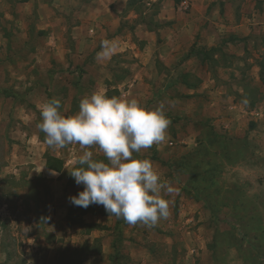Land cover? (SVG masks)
<instances>
[{
  "label": "rangeland",
  "instance_id": "obj_1",
  "mask_svg": "<svg viewBox=\"0 0 264 264\" xmlns=\"http://www.w3.org/2000/svg\"><path fill=\"white\" fill-rule=\"evenodd\" d=\"M76 1L70 0L72 10H66H71L68 14L70 23L79 21L76 17H85L83 5L80 0ZM108 1L115 5V11L122 9L127 2ZM133 1L140 2L138 8H132L137 9L140 15L134 17L135 13L128 9L120 16L117 25L120 28L118 39L130 44L136 21H146L156 27L153 13L156 15L159 6L177 7L182 0ZM146 3H151V10ZM261 4L259 2L258 6ZM105 15L107 24L110 19H117L112 18V14L110 17ZM1 19L0 13V33L6 29ZM34 29L32 27V31ZM5 33L15 36L12 30ZM107 33L99 41L112 36V32ZM65 36L69 39L68 33ZM69 42L67 40L71 46ZM31 46L29 42H20L17 38L9 40V51L15 57L11 53L8 56L14 68L18 67V63L30 61V57L25 56H29ZM100 46L101 42H98L86 58L61 69L46 89L38 91H32V88L23 90L19 85V75L7 77L4 88L2 75L5 61L4 53L0 52V87H3L0 89V261H6L4 264H264V98L260 105L253 106L262 113L258 120L253 119L256 116H240L235 120L234 128L228 130L225 120L230 115L226 108H222L221 115L216 118L211 113L207 114L208 109L203 111L202 106H195V102L185 96L184 90L175 87L168 91L160 90L159 84L164 77L158 63L156 72L151 76V89L141 86L129 89L124 80L128 71L131 73V49L127 48L122 54H104L98 58L96 50ZM4 47L0 40V51ZM248 49L261 56V80L264 85V32L252 36ZM18 54L21 57H17ZM38 56L40 69L53 59L50 52L42 51ZM74 64L80 71L82 67H88L89 72L85 75L68 73ZM92 66L104 68L105 72L97 73ZM113 76L123 84L119 91L108 89L111 90L108 97L119 94L121 100L135 99L141 107L149 110L162 106L171 121L163 143L134 153L136 158L150 160L155 172L161 173L164 179L160 180L161 183L167 186L161 196L166 201L169 199L171 216L160 219L154 227L139 223L130 225L123 219L112 217L108 219L104 216L102 205L93 204L86 209L74 206L69 197L83 191V186L77 185L70 176L71 171L79 167L78 158L84 151H91L97 161L107 162L106 157L95 145L81 148L79 144H69L64 148H49L44 142L45 134L37 127L41 120L40 105L46 98H58L60 111L65 116L74 115L79 102L86 96L93 92L106 94L108 90L103 83L111 84L109 79ZM37 77L48 82L44 74ZM249 78L253 85L256 75ZM263 89L259 85L258 92L254 91L255 97L264 95ZM161 92L169 95V99H151V93L159 97ZM28 94L31 97L28 98ZM246 109L252 110V106ZM24 116L29 137L21 142L18 138L19 121ZM199 119H203L202 122ZM244 131L247 134L245 138L241 136ZM248 131H259L262 136L257 142L255 138L258 136L250 139ZM47 157L60 159L65 164L59 174L43 170ZM168 187L173 189L171 193L167 191ZM180 194L192 196L201 207L195 221L201 226L197 236L202 244L195 263L183 261L187 249L181 245L182 233L178 230L181 223L177 216ZM62 211H66L67 216H59ZM103 228L105 233L101 231ZM183 237L188 243L196 242L191 236ZM104 240H108L109 245L113 243L115 248L110 252L111 261H100L98 258L102 246L106 244ZM122 250L132 251L135 255L133 261L127 254H122ZM148 254L153 256L150 261L145 258Z\"/></svg>",
  "mask_w": 264,
  "mask_h": 264
},
{
  "label": "crops",
  "instance_id": "obj_2",
  "mask_svg": "<svg viewBox=\"0 0 264 264\" xmlns=\"http://www.w3.org/2000/svg\"><path fill=\"white\" fill-rule=\"evenodd\" d=\"M75 2L77 3L76 0ZM259 2H262L261 6H258ZM139 3L127 0L122 9L115 11V5L108 0H80L84 12L86 11L84 13L81 10V13H84L85 17L82 19L76 17L79 21L70 23L68 18L69 11L72 10L70 0H0L1 24L6 28L0 33L1 43L5 46L4 50L0 51L4 53L5 61L2 75L4 88L8 81L7 77L19 75V85L23 90L46 89L45 87L50 85L51 79L61 69L69 67L76 60L78 62L86 58L93 46L101 42L100 48L96 50L98 58L104 54H122L127 48L131 49L133 56L131 73L129 74L128 71L124 80V83H128L129 89L139 86L146 90L151 89L153 84V81H150L151 76L156 72V63H158L161 66V76L164 77L159 84L160 90L168 91L174 87L182 89L185 96L195 102V106H202L203 111L208 109L207 114L211 113L216 118L221 115L222 108H226L229 111L227 114L230 115L225 120L228 130L234 128L235 120L240 116L243 118H247L248 115L256 116L253 117L254 120L262 116L259 110L253 109V106L260 105L264 98L263 94L255 97L254 93V91L258 92L259 85L264 87L261 80L262 59L257 53H252V49L249 51L248 43L252 36L264 32V0H192L187 12L181 11L179 6L169 7L167 4H162L156 15L153 13L156 27L146 21H136L132 44L129 41L123 42L118 39L120 16L122 17L129 9L135 13L134 17H138L140 15L137 13L138 10L132 8H138ZM146 6L151 10V3H146ZM68 8L71 10L66 11ZM105 13L108 17L112 14V18L117 19H110V23L107 24ZM32 27H35L33 31ZM5 30L8 33L12 30L15 36L5 33ZM107 32H112V36L110 38L106 36L99 41ZM66 33L69 34V39H66ZM12 38L13 40L17 38L20 42H29L30 46L32 43L29 56H25L30 57V61L18 63L17 68H14L8 56V53H11V56L15 57L8 47ZM67 40L70 41L71 46L68 45ZM42 51L50 52V58L53 55V59L51 63L47 62L40 69L38 55ZM17 57L21 55L18 54ZM92 69H96L97 73L105 72L104 68L98 66H92ZM88 70V67H82L80 71L77 64H74L68 73L85 75ZM40 74H44L48 82L40 81L37 77ZM253 74L256 75V82L252 85L249 76ZM109 81L111 84L106 81L103 83L105 90L119 91L122 88L123 81L115 76ZM27 96L31 97L29 94ZM150 96L151 99L156 98V100L170 97L164 92H161L159 97H154L152 93ZM244 99L248 101L247 105L242 103ZM32 103L34 104L35 101L33 100ZM33 104L31 106L36 107ZM25 105L24 103L23 106ZM249 106H252V110L248 111L246 107ZM199 120L202 122L203 119ZM26 124L24 116L19 121L21 128L18 138L21 142L29 137L28 130L25 129ZM248 133L250 139L257 135L258 137L255 138L257 142L262 136L259 131H248ZM241 134L244 138L247 135L246 131ZM255 150L257 152V149ZM46 160L47 158L43 170L47 173L59 174L46 166ZM64 166L65 164L62 169ZM156 173L163 181L161 173ZM179 196L177 216L180 217L181 223L178 225V230L182 233L181 245L187 249L183 261L195 263L202 244V240L197 236L201 226L195 221V217L201 212V207L192 196L185 194ZM63 215L67 216V212L62 211L59 216ZM104 216L108 219L111 217L116 219L106 211ZM101 231L105 233L104 228ZM183 235L186 238L191 236L196 242L188 243ZM104 241L106 244L102 246L98 258L100 261H111L110 252L115 248L113 243L109 245L108 240ZM124 253L130 261H133L135 255L132 251L122 250V254ZM145 258L150 261L153 256L148 254ZM5 262L0 261V264Z\"/></svg>",
  "mask_w": 264,
  "mask_h": 264
},
{
  "label": "clouds",
  "instance_id": "obj_3",
  "mask_svg": "<svg viewBox=\"0 0 264 264\" xmlns=\"http://www.w3.org/2000/svg\"><path fill=\"white\" fill-rule=\"evenodd\" d=\"M243 104L248 101L244 99ZM58 98L45 99L40 105L38 129L45 134L49 148L79 144L81 148L98 146L107 162L93 159L84 151L70 176L83 186L76 196L69 197L74 206L88 208L102 205L108 215L130 225L154 227L169 216V202L161 192V183L153 163L134 157L142 149L161 144L167 139L171 124L161 108L149 110L135 99L121 100L93 92L79 102L74 115L60 111ZM171 193L173 189L167 188Z\"/></svg>",
  "mask_w": 264,
  "mask_h": 264
},
{
  "label": "trees",
  "instance_id": "obj_4",
  "mask_svg": "<svg viewBox=\"0 0 264 264\" xmlns=\"http://www.w3.org/2000/svg\"><path fill=\"white\" fill-rule=\"evenodd\" d=\"M114 90V89H113ZM116 91V90H115ZM114 91V92H115ZM109 92H111V90H108L106 91V95L109 94ZM118 95V94H116ZM46 166L49 168V169H52L56 172H60L62 167H63V162L60 160V159H57V158H54L52 159L51 157H47V160H46ZM105 213V212H104Z\"/></svg>",
  "mask_w": 264,
  "mask_h": 264
},
{
  "label": "built area",
  "instance_id": "obj_5",
  "mask_svg": "<svg viewBox=\"0 0 264 264\" xmlns=\"http://www.w3.org/2000/svg\"><path fill=\"white\" fill-rule=\"evenodd\" d=\"M191 5L188 0H182L179 5V9L183 12L189 11Z\"/></svg>",
  "mask_w": 264,
  "mask_h": 264
}]
</instances>
